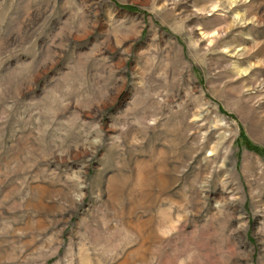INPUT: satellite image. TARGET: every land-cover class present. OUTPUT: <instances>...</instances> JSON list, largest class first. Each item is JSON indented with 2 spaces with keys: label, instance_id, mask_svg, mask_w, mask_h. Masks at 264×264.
<instances>
[{
  "label": "rangeland",
  "instance_id": "1",
  "mask_svg": "<svg viewBox=\"0 0 264 264\" xmlns=\"http://www.w3.org/2000/svg\"><path fill=\"white\" fill-rule=\"evenodd\" d=\"M0 264H264V0H0Z\"/></svg>",
  "mask_w": 264,
  "mask_h": 264
}]
</instances>
